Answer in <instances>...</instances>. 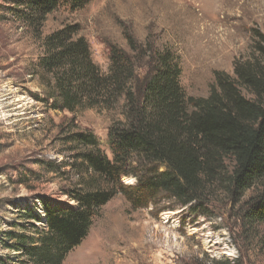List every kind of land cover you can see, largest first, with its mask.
Instances as JSON below:
<instances>
[{
  "label": "rangeland",
  "instance_id": "obj_1",
  "mask_svg": "<svg viewBox=\"0 0 264 264\" xmlns=\"http://www.w3.org/2000/svg\"><path fill=\"white\" fill-rule=\"evenodd\" d=\"M14 6L13 0H0V264L26 260L5 246L11 243L6 232L35 235L33 224L44 228L21 219L23 209L42 212V200L76 205L66 194L80 178L81 148L68 141L73 117L98 137L110 159L108 129L125 120L123 102L72 114L41 101L50 90L37 74L46 36L76 26L104 73L111 45L136 53L129 35L146 51L141 72L154 50L169 49L179 57L188 97L209 96L217 71L235 76V62L249 59L264 36V0H93L77 11L60 5L39 29L18 19ZM122 180L137 182L132 175ZM261 190L264 183L239 200L217 191L198 209L162 196L134 208L118 193L63 264H264V222L246 218V201ZM14 222L27 229L12 227Z\"/></svg>",
  "mask_w": 264,
  "mask_h": 264
},
{
  "label": "trees",
  "instance_id": "obj_2",
  "mask_svg": "<svg viewBox=\"0 0 264 264\" xmlns=\"http://www.w3.org/2000/svg\"><path fill=\"white\" fill-rule=\"evenodd\" d=\"M92 1L13 0L11 11L39 29L60 5L77 11ZM78 31L66 26L43 39L37 74L50 90L41 101L72 114L94 106L113 109L123 102L125 120L108 129L110 159L98 137L80 128L73 117L75 129L68 141L81 148L80 178L66 194L76 205L42 200V212L21 211L19 217L26 223L44 224H33L35 235L5 233L11 241L5 246L25 257L22 264H63L87 237L101 207L118 193L134 208L162 196L198 209L217 191L239 200L264 183V36L249 59L235 62V76L217 71L209 96L188 97L175 52L154 50L147 71L141 72L145 50L129 35L136 53L111 45L104 73L92 59L89 41ZM131 175L137 182L125 184L123 177ZM246 205V218L264 222V190ZM11 225L27 229L18 222Z\"/></svg>",
  "mask_w": 264,
  "mask_h": 264
}]
</instances>
